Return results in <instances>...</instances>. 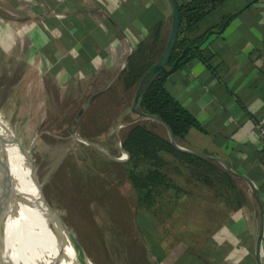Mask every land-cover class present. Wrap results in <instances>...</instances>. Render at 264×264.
I'll return each instance as SVG.
<instances>
[{"label": "rangeland", "instance_id": "374dc122", "mask_svg": "<svg viewBox=\"0 0 264 264\" xmlns=\"http://www.w3.org/2000/svg\"><path fill=\"white\" fill-rule=\"evenodd\" d=\"M38 18L0 12V29L15 35L13 44L0 39V135L6 139L1 151L10 167L3 186L26 214L40 202L88 264H179L185 254H196L222 219L210 203L197 199L163 206L168 189L161 186L159 202L149 212L128 178L121 150L126 125L143 122L168 136L163 124L131 109L141 110L133 102L138 82L125 89L117 76L103 87L99 77L78 75L63 84L53 73L31 67L29 53L16 48ZM176 177L185 186L194 184ZM195 190L213 199L205 186ZM153 211L163 222L143 229L139 218H153Z\"/></svg>", "mask_w": 264, "mask_h": 264}, {"label": "crops", "instance_id": "0c3cea01", "mask_svg": "<svg viewBox=\"0 0 264 264\" xmlns=\"http://www.w3.org/2000/svg\"><path fill=\"white\" fill-rule=\"evenodd\" d=\"M173 1L0 0V12L40 17L16 48L29 53L31 67L53 73L63 84L78 75L99 77L105 87L141 40L154 44V62L161 58ZM7 30L0 29V39L13 44L15 35ZM187 36L204 37L167 74L164 85L203 130L190 127L181 144L219 155L246 174L260 203L248 187L246 202L215 225L208 247L180 258L179 264H264V0H226L200 18ZM166 59L164 68L170 66ZM260 227L261 262L256 255Z\"/></svg>", "mask_w": 264, "mask_h": 264}, {"label": "trees", "instance_id": "16d2710c", "mask_svg": "<svg viewBox=\"0 0 264 264\" xmlns=\"http://www.w3.org/2000/svg\"><path fill=\"white\" fill-rule=\"evenodd\" d=\"M225 1L184 0L178 2L177 31L166 59L170 66L152 71L153 62L158 53L152 51L154 44L148 46L147 42L141 40L118 75L125 89L138 82L136 92L139 94L137 100L139 108L155 113L165 120L178 143L184 140L190 127L200 130H203V127L196 116L166 89L164 82L167 74L180 61L187 58V54L191 51V47L187 51H183V48L186 45L195 47L196 42L204 37L197 40L189 38L187 34L192 27L200 18L218 8ZM229 15L231 13L223 17L219 27ZM156 38H153L154 43ZM121 147L127 156L124 164L127 165L128 178L138 191L137 201L145 209L149 208L147 209L149 212H151L150 207L159 202L156 198L162 194L159 192L161 186L168 189L167 196L163 199L165 203L163 206L171 205L173 202L181 203V201L182 203H193L197 199L207 201L216 212L215 216L222 217L221 221L247 200L248 185L241 176L226 169L216 159L201 157L177 148L168 136L156 132L143 122L135 121L126 125L121 134ZM177 175L185 176V180H190L194 184L192 186L181 184ZM195 184L205 186L211 191L213 199H204L200 192L195 190ZM221 186L225 188L224 191ZM152 214L154 217L150 219L139 218L143 229H147L148 224L163 222L161 218L158 219L155 216L156 211ZM211 220L215 221L216 218H211ZM156 245L158 246L155 243L153 247L155 251L158 250ZM207 247L206 241L195 253Z\"/></svg>", "mask_w": 264, "mask_h": 264}, {"label": "bare ground", "instance_id": "6f19581e", "mask_svg": "<svg viewBox=\"0 0 264 264\" xmlns=\"http://www.w3.org/2000/svg\"><path fill=\"white\" fill-rule=\"evenodd\" d=\"M0 194L6 203L0 264H88L40 202L26 214L3 185Z\"/></svg>", "mask_w": 264, "mask_h": 264}, {"label": "water", "instance_id": "95a60500", "mask_svg": "<svg viewBox=\"0 0 264 264\" xmlns=\"http://www.w3.org/2000/svg\"><path fill=\"white\" fill-rule=\"evenodd\" d=\"M178 21H179V16H178V4H177V1L174 0L173 1V18H172V27H171V31H170V34H169V37H168V40L166 41V45L164 47V50L161 54V58L159 60H157L156 62H154L153 66H152V71H156L157 69L161 68L163 66V63H164V60L167 58V56L169 55L170 53V48L174 42V39H175V33L177 31V26H178ZM190 45H186L184 48H183V51H187L190 49ZM128 58V56L126 57V59ZM126 60L124 61V64H125ZM106 87V86H105ZM101 90H97L93 93H91L86 99L85 101L82 103L81 105V108L79 109L77 115H79L81 113V111L89 104V102L91 101V99L97 95ZM138 92L135 93V97L133 99V102L134 104L137 102L138 100ZM132 110L134 111H137L141 117H145V118H151L153 120H157L158 122H160L161 124L164 125V127L166 128L167 130V134H168V138L169 140L179 149L181 150H184V151H187V152H190V153H193V154H196L198 156H201V157H205V158H213V159H216L218 160L226 169H228L229 171L241 176L245 181L246 183L248 184V187L250 189V191L252 192V194L257 198V200L259 201L260 203V199L256 193V190H255V187H254V184L253 182L250 180V178H248V176L246 174H244L243 172L239 171V170H236L234 169L232 166H230L226 160L219 156V155H216V154H210V153H206V152H202V151H199V150H196V149H192L190 147H187L181 143H178L174 137V134H173V131L171 129V127L168 125V123L163 120L159 115L155 114V113H152V112H148V111H144V110H137L135 108V106L133 105L131 107ZM82 138V136H80ZM82 139H85V138H82ZM6 142V139L0 135V166H2V174H1V178H0V186L2 187V185L4 184L6 178L9 176V173H10V167H9V164H8V161L7 159L5 158V156L2 154V151H1V145L3 143ZM95 146L99 147L98 145H96L95 143H93ZM121 150L122 152L125 153L124 149L121 147ZM5 212H6V203L2 200V196L0 194V248H1V245L3 244V241H4V232H5V226H4V219H5ZM260 236H261V227L259 228V232H258V240H257V250H256V255H257V258H258V261L261 262V258H260V255H259V250H258V246H259V243H260ZM87 257V256H86ZM261 264V263H260Z\"/></svg>", "mask_w": 264, "mask_h": 264}, {"label": "built area", "instance_id": "2783aa9c", "mask_svg": "<svg viewBox=\"0 0 264 264\" xmlns=\"http://www.w3.org/2000/svg\"><path fill=\"white\" fill-rule=\"evenodd\" d=\"M260 132H261L262 138L264 140V127H260Z\"/></svg>", "mask_w": 264, "mask_h": 264}]
</instances>
